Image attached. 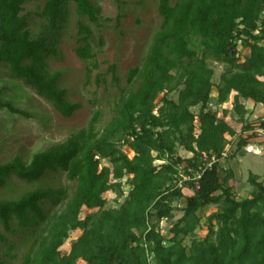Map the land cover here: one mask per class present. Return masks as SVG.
<instances>
[{"label": "trees", "instance_id": "1", "mask_svg": "<svg viewBox=\"0 0 264 264\" xmlns=\"http://www.w3.org/2000/svg\"><path fill=\"white\" fill-rule=\"evenodd\" d=\"M29 1L0 0V73L7 71L62 117L72 118L82 104L68 101L60 85L62 73L51 71L49 59L57 57L58 50L49 36L33 35L31 16L23 14ZM158 1L163 24L142 64L130 71L115 116L103 131L102 113L97 112L88 127L66 143L37 153L30 162L18 156L0 164V188L14 180L31 185L16 198H0V246H6L5 255L12 260L19 251L20 264H150V256L155 264H264V177L251 173L252 197L234 198L229 184L234 172L227 171L223 178L221 160L230 156L226 136L237 132L226 116L218 117L233 93L232 108L242 123L248 114L242 99L264 105V0ZM69 2L77 5L79 16L98 23L101 8L92 0H48L42 17L50 31H59ZM79 28L85 45L77 55L93 59L92 30L82 22ZM241 46L249 48L243 62ZM209 58L231 68L217 89V111L208 110L214 88ZM180 87L179 101L164 98L155 112L159 95ZM198 106L196 115L192 108ZM0 109L30 116L3 102L1 93ZM261 127L264 130V120ZM251 130L244 125L243 133ZM248 138L240 139L241 149L250 144ZM177 141L192 158L175 155ZM122 142L134 152L133 158L121 150ZM51 174L65 175L67 184L40 186ZM127 175L132 176L133 189L126 201L119 209H106L104 194L112 191L123 197L121 180ZM187 183L195 194L188 198L182 219L185 233L199 224L200 209L221 202L225 207L213 218L221 224L219 246L195 243L190 256L178 240V226L174 238L167 239L153 223L169 219L171 203L184 197ZM83 208L98 211L82 220ZM78 229L81 237L62 255L70 233Z\"/></svg>", "mask_w": 264, "mask_h": 264}, {"label": "rangeland", "instance_id": "2", "mask_svg": "<svg viewBox=\"0 0 264 264\" xmlns=\"http://www.w3.org/2000/svg\"><path fill=\"white\" fill-rule=\"evenodd\" d=\"M176 1L173 0V4ZM47 2L48 0H31L26 3L23 14H30L31 31L34 36H49L50 43L56 45L58 55L49 59L51 71L62 73L60 85L67 91L68 101L81 103L82 109L72 118L66 119L36 92L21 82L12 80L4 70L0 73L2 101L13 104L16 109L28 112L30 116L26 117L20 113L13 114L8 109H0V164L8 163L18 156L25 162H30L37 153L66 143L71 137L86 129L97 112L102 113L99 129L103 131L115 116L121 90L128 87L130 71L142 64L157 31L163 24L158 0H92L101 8L98 23L92 22L87 16H79L77 5L69 2L66 4L59 31L54 32L50 31L51 29L48 28L50 24L42 17ZM120 15L122 19L119 23ZM262 21H264V15ZM80 22L92 30L90 42L96 55L87 61L80 59L77 55V49L85 45L82 41L85 35L80 34ZM260 44L264 45V41ZM239 50L241 51L240 62H243V57L249 53V48L241 46ZM207 65L214 71L212 79L214 88L208 110L217 111L219 109L216 98L217 89L222 84V76L231 68L229 64L216 61L214 58H209ZM113 67L116 69L115 72L112 70ZM182 89L183 87H180L173 92L161 93L156 101L155 112L163 106L164 98L178 102ZM234 95L233 93L229 101L218 110V117L224 119L226 116V121L237 131L234 137L226 136L228 139L226 153L230 156L221 160V176L225 178L227 171L233 170L234 178L229 184L234 188V198L243 200L251 198L254 191V187L249 183L250 174L261 177L260 180L264 177V130L261 127L264 120V105L244 104L245 101L242 99V103L248 107V114L242 123L232 108ZM200 109L201 106H198L192 108V111L198 115ZM226 111H228L227 115H225ZM246 124L251 125L253 130L243 133V127ZM197 130L198 128L196 132ZM246 137H249L250 144L255 143L252 145L254 150L249 153L246 150L247 147L241 149L239 146L240 139H246ZM259 144L262 147H259ZM119 147L130 158L134 157V152L126 143L122 142ZM175 155L183 159L193 157V154L188 152L179 141L176 142ZM163 162L156 161V164L161 165ZM102 163L111 166L109 160H103ZM182 167L185 165L183 164ZM131 181L132 176L129 175L121 180L124 190L123 197H119L112 191L104 194L107 200L106 209H119L122 206L133 189ZM66 184L65 175L51 174L40 186ZM29 189L31 185L17 180L10 181L7 188H0V198H16ZM183 192V198L171 203L174 211L169 219L160 222L154 220L153 223L159 227L167 239L174 238L176 235L174 229L178 226L180 231L178 240L186 249L188 256L191 255L195 243L207 244L209 242L219 246L218 235L221 224L213 218L215 214L224 210L223 202L200 209L199 224L192 233H185L186 228L182 219L185 215L187 200L195 194V190L187 183ZM216 194L220 195L221 192ZM97 211L83 208L80 218L83 220ZM82 233L80 229L70 233V238L61 248L62 255L69 253L72 244L81 237ZM6 252V246L1 245L0 262L2 264L21 263V252L18 251L17 260L7 257ZM149 261L150 264H155L151 256ZM79 264L86 263L79 261Z\"/></svg>", "mask_w": 264, "mask_h": 264}, {"label": "crops", "instance_id": "3", "mask_svg": "<svg viewBox=\"0 0 264 264\" xmlns=\"http://www.w3.org/2000/svg\"><path fill=\"white\" fill-rule=\"evenodd\" d=\"M245 102H244V104L245 103H253V104H256L254 101H252V100H244ZM247 109H248V107H246ZM237 132V131H236ZM257 142V141H256ZM257 143H260L259 141L257 142ZM255 143H251V144H249L248 146H252V145H254ZM259 147H262V145L261 144H259ZM246 148V147H245ZM227 150V149H226Z\"/></svg>", "mask_w": 264, "mask_h": 264}, {"label": "built area", "instance_id": "4", "mask_svg": "<svg viewBox=\"0 0 264 264\" xmlns=\"http://www.w3.org/2000/svg\"><path fill=\"white\" fill-rule=\"evenodd\" d=\"M224 105H225V104H224ZM222 107H223V106H222ZM232 107H233V105H232ZM196 125H197L198 128H199V124L196 123ZM196 133H197V134L199 133V129L197 130ZM246 150H247V152L249 153V152L253 151L254 149L252 148V146H247Z\"/></svg>", "mask_w": 264, "mask_h": 264}]
</instances>
